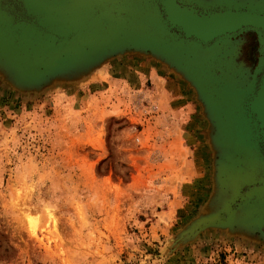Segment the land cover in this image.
Returning <instances> with one entry per match:
<instances>
[{
	"label": "rangeland",
	"instance_id": "rangeland-1",
	"mask_svg": "<svg viewBox=\"0 0 264 264\" xmlns=\"http://www.w3.org/2000/svg\"><path fill=\"white\" fill-rule=\"evenodd\" d=\"M193 119L197 195L181 133ZM207 126L194 91L138 54L38 93L0 77V264H264V244L215 229L172 248L213 189Z\"/></svg>",
	"mask_w": 264,
	"mask_h": 264
},
{
	"label": "water",
	"instance_id": "water-1",
	"mask_svg": "<svg viewBox=\"0 0 264 264\" xmlns=\"http://www.w3.org/2000/svg\"><path fill=\"white\" fill-rule=\"evenodd\" d=\"M125 54L177 75L208 124L213 189L172 248L208 229L264 244V0H0V77L19 91L79 82Z\"/></svg>",
	"mask_w": 264,
	"mask_h": 264
},
{
	"label": "crops",
	"instance_id": "crops-1",
	"mask_svg": "<svg viewBox=\"0 0 264 264\" xmlns=\"http://www.w3.org/2000/svg\"><path fill=\"white\" fill-rule=\"evenodd\" d=\"M175 110L177 109L176 106L174 107ZM174 110V109H173ZM194 119L193 120H188L186 122L185 126L182 127L181 133L184 142L183 144V150L185 151L186 157L184 158V164L185 166L192 171L191 174H189V178L186 182V185H189V188H194L197 192L200 191L198 186H200V181L201 179V167H202V156H201V148H200V142L198 140L197 134L195 132V125ZM168 151L172 152L173 149L168 146ZM177 152V151H176ZM178 154V152H177Z\"/></svg>",
	"mask_w": 264,
	"mask_h": 264
},
{
	"label": "bare ground",
	"instance_id": "bare-ground-1",
	"mask_svg": "<svg viewBox=\"0 0 264 264\" xmlns=\"http://www.w3.org/2000/svg\"><path fill=\"white\" fill-rule=\"evenodd\" d=\"M27 216V221H28V225H29V231H30V233L34 236L35 235V231H36V222H37V220H36V217L35 218H33V217H29V215H26Z\"/></svg>",
	"mask_w": 264,
	"mask_h": 264
}]
</instances>
